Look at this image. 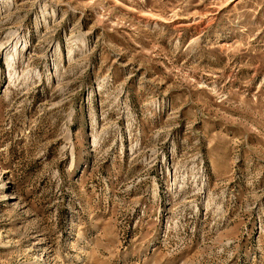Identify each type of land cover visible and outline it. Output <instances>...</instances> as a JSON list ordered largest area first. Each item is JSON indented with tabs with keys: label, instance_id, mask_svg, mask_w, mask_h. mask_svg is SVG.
Masks as SVG:
<instances>
[{
	"label": "rangeland",
	"instance_id": "obj_1",
	"mask_svg": "<svg viewBox=\"0 0 264 264\" xmlns=\"http://www.w3.org/2000/svg\"><path fill=\"white\" fill-rule=\"evenodd\" d=\"M0 264H264V0H0Z\"/></svg>",
	"mask_w": 264,
	"mask_h": 264
}]
</instances>
